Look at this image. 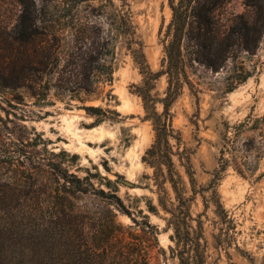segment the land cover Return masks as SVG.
<instances>
[{"label":"trees","instance_id":"1","mask_svg":"<svg viewBox=\"0 0 264 264\" xmlns=\"http://www.w3.org/2000/svg\"><path fill=\"white\" fill-rule=\"evenodd\" d=\"M17 1L23 10L11 31L12 40L23 44L42 37L38 71L43 88L52 85L59 94L83 92L93 98L99 94L97 79L103 84L114 80L117 42L131 53L143 75L141 84L135 85L136 93L155 131V140L143 161L154 169L158 203L150 201L147 209L159 214L161 207L168 214L165 219L173 242L168 246L172 264H209L210 242L202 216L211 205L215 207L221 226L220 233L213 234L214 246L217 250L229 246L236 225L222 202L219 186L231 167L244 177L254 176L260 169L264 160V113H250L232 124L224 123L215 143L219 151L217 166L208 182L199 184L193 153L183 145L171 107L186 87L194 95L199 91L189 72L196 65L222 72L227 93L259 74L261 63L256 56L264 41V0H245L251 17L237 14L228 19L225 15L230 0H169V40L158 71L148 62L126 0L121 4L102 0L101 5L93 7L102 23L90 15L80 16L82 2L87 0H56V16L50 22L39 20L37 0ZM67 26L76 31L74 46L65 34ZM49 36L53 44L47 40ZM88 40L91 47L84 49ZM162 76L167 77L163 93L156 90ZM59 175L62 182L58 180L60 186L52 196L53 207L46 210L40 206L11 210L5 205L8 197L0 196V264H161L168 258L167 249L160 243L159 226L142 209L138 210L142 214L139 219L116 189H97L86 183L88 177L67 171ZM263 176L261 173L257 179ZM107 183L113 184L110 180ZM198 196L205 211L194 216L192 206ZM120 214L130 217L132 223L121 221Z\"/></svg>","mask_w":264,"mask_h":264},{"label":"rangeland","instance_id":"2","mask_svg":"<svg viewBox=\"0 0 264 264\" xmlns=\"http://www.w3.org/2000/svg\"><path fill=\"white\" fill-rule=\"evenodd\" d=\"M55 1H36L39 20L50 22L55 18ZM122 1L115 0L116 4ZM126 1L131 5L148 62L158 71L165 56L164 45L169 40L167 31L172 20L169 0ZM101 3L102 0L83 1L80 16L90 15L102 23L98 12L92 11ZM22 10L17 0H0V196L8 197L6 208L40 206L46 210L53 207L52 196L60 186L58 180L62 182L59 174L67 171L80 178L88 177L86 183L91 182L97 189H116L139 219L142 215L139 209L150 216L151 222L160 228L161 245L168 251V258L162 259L161 264H172L168 246L173 242L165 219L168 214L161 207L159 214L147 209L150 201L158 203L154 169L143 161L155 140V131L151 120L146 119L142 98L136 93L135 85L141 84L143 75L131 53L117 42L114 80L103 84L97 79L99 94L93 98H87L83 92L59 94L52 85L43 88L38 71L42 37L23 44L12 40L11 31ZM237 14L252 16L245 0H230L225 17ZM66 28L68 41L76 45L75 29ZM51 38L47 40L53 44ZM90 41L84 44V49L91 47ZM96 41L101 42L99 36ZM256 59L261 63L259 74L230 93L226 92L222 72L196 65L189 72L199 91L194 95L186 87L171 107L183 145L193 153L199 184L207 183L210 172L217 166L219 151L215 143L224 123L232 124L250 113H264V41ZM166 87L167 77L162 76L156 90L163 93ZM84 106L97 109L88 111ZM159 110H163L161 105ZM96 127L104 128L111 136L99 140L89 132ZM261 173L264 160L254 176L244 177L232 167L226 172L219 192L235 220L236 231L229 246L215 248L213 234L220 233L221 224H217L219 217L211 205L202 216L210 242L209 264H264V176L257 179ZM122 179L134 182L136 187L125 185ZM108 180L113 184L107 185ZM192 209L194 216L205 211L201 196ZM119 219L132 223L123 214Z\"/></svg>","mask_w":264,"mask_h":264},{"label":"bare ground","instance_id":"3","mask_svg":"<svg viewBox=\"0 0 264 264\" xmlns=\"http://www.w3.org/2000/svg\"><path fill=\"white\" fill-rule=\"evenodd\" d=\"M71 121V120H70ZM72 125V124H71ZM74 125V124H73ZM72 125V126H73ZM68 127H71V126H68ZM79 129V128H78ZM77 129V130H78ZM82 129V128H81ZM86 132V131H85ZM89 132L90 133H93L95 136H97L98 137V139L99 140H102L103 138H105V137H110L111 136V134L108 132V131H106L104 128H102V127H96V128H93V129H90L89 130ZM88 132V133H89ZM76 133V132H75ZM80 136V135H79ZM77 137V136H76ZM87 139V138H86ZM85 139V140H86ZM92 141V140H91ZM90 142V141H89ZM68 144V143H67ZM89 145V144H88ZM84 148V147H83ZM90 151H94V149H92V148H90ZM89 155V154H88Z\"/></svg>","mask_w":264,"mask_h":264},{"label":"water","instance_id":"4","mask_svg":"<svg viewBox=\"0 0 264 264\" xmlns=\"http://www.w3.org/2000/svg\"><path fill=\"white\" fill-rule=\"evenodd\" d=\"M122 182H123L125 185L129 186V187H132V188L136 187V186H135V183H134V182H131L130 180L122 179Z\"/></svg>","mask_w":264,"mask_h":264}]
</instances>
